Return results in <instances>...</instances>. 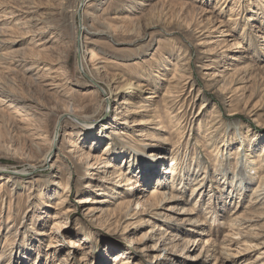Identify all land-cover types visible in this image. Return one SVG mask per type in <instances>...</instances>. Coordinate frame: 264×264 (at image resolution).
I'll return each instance as SVG.
<instances>
[{
	"label": "rangeland",
	"instance_id": "374dc122",
	"mask_svg": "<svg viewBox=\"0 0 264 264\" xmlns=\"http://www.w3.org/2000/svg\"><path fill=\"white\" fill-rule=\"evenodd\" d=\"M261 1L0 0V264H264Z\"/></svg>",
	"mask_w": 264,
	"mask_h": 264
},
{
	"label": "bare ground",
	"instance_id": "6f19581e",
	"mask_svg": "<svg viewBox=\"0 0 264 264\" xmlns=\"http://www.w3.org/2000/svg\"><path fill=\"white\" fill-rule=\"evenodd\" d=\"M228 0H216V5L217 6H219V7H217L216 6V8H218L219 9V13H222L223 12V8H222V6H223V4L225 5V3L227 2ZM250 3H251V1H250ZM250 3H249V5H250ZM259 7H258V9H260V10H264V1H261V2H259ZM233 8H234V6H233ZM235 9V8H234ZM231 10L232 11H234L232 8H231ZM237 15H239L240 13H236ZM263 17H264V15H261V19H262V21H261V23L262 24H264V20H263ZM249 18V20L250 19H252V17H248ZM237 19L238 18H235L234 17V14H231L230 15V17H229V21L230 22H236L237 21ZM213 20V19H212ZM211 19H210V21H208V22H204V23H202V24H200V26H199V31L201 32V35H199V36H202L203 38L202 39H200V40H204V39H206V38H208L209 37V35H210V33H212V32H216V33H219L218 35L219 36H215V37H223L224 35H226V34H230L231 32H228V33H226L225 34V32L224 31H227V29H224V30H221V28L223 27V26H225V24H227V23H225L224 24V22L223 21H219V20H217V17H216V20H213L212 21ZM196 22V21H195ZM198 22V21H197ZM202 22V21H201ZM192 23H194V22H192ZM200 22H198V24H199ZM189 24V23H188ZM192 25V24H191ZM190 25V26H191ZM194 27V26H193ZM195 27H197V26H195ZM188 28H189V25H188ZM191 28V27H190ZM245 29V28H244ZM198 33V32H197ZM243 33H245V31H243ZM78 36V35H77ZM248 36V35H247ZM198 37V36H197ZM243 37V39H245V38H247V37H245V36H242ZM80 39V38H79ZM209 41V40H208ZM217 42V40H215V43ZM203 43V42H202ZM201 43V44H202ZM218 43V45H220L219 44V42H217ZM207 44H208V42H207ZM228 44V43H227ZM233 44V43H232ZM76 45V44H75ZM206 45V44H205ZM229 45V44H228ZM231 45V44H230ZM231 46H234L235 47V49H243L244 47H245V45H244V43L241 41V40H237V42L235 43V44H233V45H231ZM216 47H220V46H216ZM228 47V46H227ZM226 47V48H227ZM230 47V46H229ZM229 47H228V49H229ZM221 49H222V47H220ZM220 48H215V47H209V49H208V51H207V53L208 54H218L219 52H218V50L220 49ZM225 48V49H226ZM81 49H82V47H81ZM224 49V50H225ZM78 53V52H77ZM87 54L88 53H90V51H87L86 52ZM93 53V52H92ZM85 54V53H84ZM84 54H82V56L80 57V61H81V66H82V69L83 70H85V64H84V61H85V55ZM94 55V54H93ZM92 55V56H93ZM223 56V55H222ZM3 55L2 56H0V59H3ZM5 58V57H4ZM93 58V57H92ZM212 59V58H211ZM218 59V58H217ZM235 60H240V57H236V58H234ZM211 61V60H210ZM213 62H216V60H213ZM212 63V62H211ZM235 66V65H234ZM31 68V66H29L28 68H27V70L28 69H30ZM216 77V76H215ZM235 78V77H234ZM232 79V78H231ZM237 79V78H236ZM232 84V82H230V80H229V78H228V76L226 77V74H223L222 75V77L220 78V81H219V86L221 87V88H223L224 90H225V88H227L228 87V85H231ZM139 88V91H141V89L142 88H140V87H138ZM147 88H149V89H151L150 91L152 92V89H153V87H147ZM5 92V91H4ZM6 93H8V92H5V94ZM9 94H11V93H9ZM3 95V94H2ZM12 96V95H11ZM10 97V96H9ZM151 97H153V96H151V94H149L147 97H145V99H149V98H151ZM167 97H169V96H167ZM68 103V102H67ZM68 106V105H67ZM73 106V105H72ZM68 108H70V107H68ZM66 110V109H65ZM68 110V112H70V109H67ZM73 110V109H72ZM71 110V111H72ZM64 111V110H63ZM47 113V112H46ZM67 113V112H66ZM51 114V113H50ZM68 114V113H67ZM63 116H64V114H61L59 117H58V120H57V123H56V125H55V130H54V134H53V140H52V144H51V147H50V150H48L47 152L48 153H46V155H45V160L47 161V159H48V157L50 156V153L52 152V148L54 147V140H55V135L56 134H58L59 132H60V127H59V125H58V123H59V121H60V119H62L63 118ZM47 122V121H46ZM61 124V123H60ZM48 125V124H47ZM209 135H210V133H209ZM101 136V135H100ZM44 137V136H43ZM207 137V136H206ZM99 138H101V137H99ZM98 138V136H97V140L100 142V139ZM51 142V139L50 140H48V142ZM225 141H227V139H226V137L224 138V140H223V143L225 142ZM248 141L247 140H244V144H239L238 145V150L237 151H235L237 154H239L241 151H243L244 149H246L247 147H248V143H247ZM98 143V142H97ZM245 143H247V144H245ZM224 145V144H223ZM243 145H245V146H243ZM247 145V146H246ZM197 146H199V144H197ZM229 146V145H228ZM216 147V151H213V150H211L212 151V153L213 154H218L219 152H220V150H222L221 149V147L220 146H215ZM223 147V146H222ZM114 150V149H113ZM51 151V152H50ZM112 151V150H111ZM107 152H110V149H109V147L108 146H106L105 147V150H104V152H103V154L104 153H107ZM119 153H121V151H118ZM83 153H85V152H83ZM86 154V153H85ZM82 155V154H81ZM240 155V154H239ZM247 155H249V154H247ZM86 156V155H85ZM91 157V155H89V154H87V159L86 160H88V164L90 163L89 161V158ZM102 157V156H101ZM157 158H159V162H160V165L162 166V164H164L163 162H164V160L166 161V159H168V156L165 154V153H160V154H158L157 155ZM92 159H94L95 160V164H97V163H99V159H100V156H95V158H93L92 157ZM105 159V158H104ZM107 160L105 161V165H104V172H106V168H108V167H110V166H112V164L113 163H111V159H109V157L108 158H106ZM44 160V161H45ZM184 160V159H183ZM173 161V160H172ZM119 163V162H118ZM247 163L248 164H253L254 163V160L253 159H249V160H247ZM91 164V163H90ZM89 164V165H90ZM121 165V163L120 164H118V165H114L115 167H114V169L116 170V171H112V173L111 174H109V175H105L104 176V178H107V177H109V178H111V181H114V182H116V179H117V177L119 178V179H122L124 176L123 175H125V173H124V169H122L121 167H119ZM162 168H164V167H162ZM161 168V169H162ZM161 169H159V172L161 171ZM252 169V168H251ZM148 170V169H147ZM164 170H166V169H164ZM173 171H176V174L178 173V171H177V168H175V169H173ZM159 172L157 171V174H159ZM149 174L150 175V170H148L147 172H146V174ZM174 173V172H173ZM160 176H159V179H158V181L159 182H161V183H163V182H165V179H166V174H165V171L163 172V173H160L159 174ZM154 176V175H153ZM0 178H4V176L3 175H1L0 176ZM124 179L125 180H127V184H129V183H131V181H132V179H130L129 177L127 178V177H124ZM123 179V180H124ZM103 181H106V180H103ZM117 181H118V179H117ZM200 186V183H198V184H196L194 187V189H193V191L195 192V191H200V190H202V188L203 187H199ZM262 185L260 184L259 186H258V188L257 189H259L260 187H261ZM104 190V189H103ZM258 191H261V190H258ZM256 192H257V190H256ZM99 193V192H98ZM153 194V193H152ZM159 194H154L153 195V199L155 200L156 199V197L158 196ZM163 196H164V194H163ZM158 198V197H157ZM134 199H135V203L137 204V205H139V206H142L143 208L146 206V205H148L147 204V202L146 201H144L143 199H142V196L141 195H135L134 196ZM158 200V199H157ZM156 200V201H157ZM150 202V201H149ZM128 210H130L131 209V207H132V202H131V200H129L128 202ZM141 207V208H142ZM109 209V208H108ZM110 210V209H109ZM138 212V211H137ZM137 212H135V213H137ZM188 214V213H187ZM191 221L190 222H192V220L194 221V219L192 218V219H190ZM240 221V220H239ZM246 221V220H245ZM194 222H199V220H196V221H194ZM196 224V223H195ZM194 224V225H195ZM201 225V224H200ZM242 225V224H241ZM162 229H164V228H160V230H162ZM166 231V233H165V235L163 236V238H166V236L168 235V231H167V229L165 230ZM170 234V233H169ZM237 235V234H236ZM169 236V235H168ZM173 236H174V240H177V239H180L179 238V236H175L174 234H173ZM177 245V244H176ZM162 253V252H161ZM209 254V253H208ZM207 254V255H208ZM224 254V253H223ZM227 255H229V254H227ZM158 257H161V256H158ZM116 260V259H115ZM120 260V258H117V260L116 261H119ZM121 264H125V262H122Z\"/></svg>",
	"mask_w": 264,
	"mask_h": 264
}]
</instances>
